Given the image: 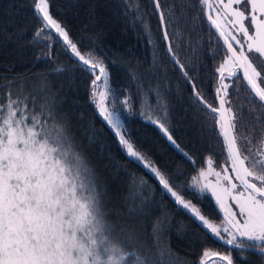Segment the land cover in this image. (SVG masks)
<instances>
[{
	"label": "trees",
	"instance_id": "1",
	"mask_svg": "<svg viewBox=\"0 0 264 264\" xmlns=\"http://www.w3.org/2000/svg\"><path fill=\"white\" fill-rule=\"evenodd\" d=\"M48 3L52 17L66 28L80 49L103 59L110 86L120 93L115 107L127 128L126 138L173 186H180L185 199L219 223L221 217L208 194L201 197L191 187L193 175L208 158L213 159L216 169L227 165L223 140L216 130V115L200 110L202 106L167 54L152 0ZM161 3L166 14L174 13L176 22L168 31L179 66H184L192 86L195 84L216 106V68L226 51L206 21L204 9L199 0ZM41 27L42 18L36 13L34 0H0V104H6L11 94L13 99L26 100L30 113L35 111L46 122L64 128L72 151L90 173L113 237L124 241L130 250L147 253L150 264H200L206 250L227 254L228 247L180 209L142 163L127 156L89 102L94 77L65 50L56 33L51 32L59 41L54 45L47 35L36 37ZM46 45L53 46L50 49ZM257 66L264 74V61L257 58ZM57 67L64 71L57 72ZM125 97L130 109L123 104ZM251 97L241 78L229 89L230 107L238 117L242 115L237 121L240 143L247 142L243 137L251 136V147L256 151L262 148L264 107L259 101L253 103ZM108 106L112 107L110 101ZM165 112V123L176 145L189 154L192 162L172 150L147 118L149 114L164 116ZM231 255L234 264H264L257 253L232 249ZM208 259L218 261L213 256Z\"/></svg>",
	"mask_w": 264,
	"mask_h": 264
},
{
	"label": "snow or ice",
	"instance_id": "2",
	"mask_svg": "<svg viewBox=\"0 0 264 264\" xmlns=\"http://www.w3.org/2000/svg\"><path fill=\"white\" fill-rule=\"evenodd\" d=\"M153 2L168 51L179 63L168 31L176 22L174 13L166 14L161 0ZM199 3L210 28L223 41L226 54L216 68L218 106L207 101L195 84L193 95L202 106L201 111L207 109L209 115L216 114V130L223 140L227 165L217 171L213 159L208 158L207 169L201 168L198 175H193L191 187L201 197L205 193L211 195L223 214L219 223L185 199L180 186H173L132 140L126 138L127 128L115 107L120 102V93L110 86L103 59L92 51L80 49L66 28L50 14L48 0H34L36 13L42 18V27L35 35L38 38L47 35L54 45L59 41L51 32L57 34L65 50L94 77L89 102L115 134L127 156L142 163L176 205L187 210L213 238L229 246L227 254L206 250L203 257L211 255L222 264H234L232 249L258 248L261 249L258 255L264 253V135L262 148L256 151L251 147V136L243 137L247 142L240 143L237 121L242 115H236L229 100V89L242 76L252 94V102L259 101L264 106V74L257 66V58L264 61V0H199ZM53 45L46 46L51 49ZM56 71L64 69L57 67ZM181 71L184 72L182 64ZM184 74L187 77V72ZM236 88L240 90L239 85ZM109 101L112 107L108 106ZM123 104L131 108L127 97ZM165 117L166 112L164 116H147L168 141L176 144ZM0 264H150L147 253L130 250L124 241L113 237L90 173L79 155L72 151L64 128L58 123L46 122L35 111L30 113L27 101L13 99L11 94L6 104H0ZM201 264H205L204 259Z\"/></svg>",
	"mask_w": 264,
	"mask_h": 264
},
{
	"label": "water",
	"instance_id": "3",
	"mask_svg": "<svg viewBox=\"0 0 264 264\" xmlns=\"http://www.w3.org/2000/svg\"><path fill=\"white\" fill-rule=\"evenodd\" d=\"M152 3H153V5H154V8H155V10H156V7H155V4H154V2H153V0H152ZM156 13H157V11H156ZM157 16H158V19H159V14L157 13ZM205 18H206V16H205ZM206 21L208 22V20H207V18H206ZM159 23H160V19H159ZM208 24H209V22H208ZM210 26V25H209ZM160 29H161V34H162V38H163V29L161 28V25H160ZM213 31H214V33L217 35V37H218V39H219V36H218V34L216 33V31H215V29L214 28H211ZM52 32H54V31H52ZM55 33V32H54ZM220 40V42L222 43V45H223V47H224V49H225V51H226V47L224 46V44H223V41L221 40V39H219ZM163 41H164V44H165V49H166V52H167V54L169 55V57H170V59L176 64V66L179 68V70H180V72L182 73V75L184 76V78L186 79V81H187V83H188V85L190 86V89H191V93H192V96H193V98L196 100V98L194 97V95H193V86H192V84H191V82L189 81V79L185 76V74H184V72H182L181 71V67L179 66V64L176 62V60L175 59H173V55L172 54H170L169 53V51H168V43L167 42H165V40H164V38H163ZM241 79H242V81H243V78H242V76H241ZM244 82V81H243ZM244 84L246 85V83L244 82ZM246 87H247V85H246ZM248 88V87H247ZM249 90V89H248ZM250 91V90H249ZM216 106H218V101H216ZM264 107V106H263ZM216 115V114H215ZM159 129V128H158ZM159 132H160V130H159ZM113 133V132H112ZM160 134L162 135V137L164 138V140L166 141V143L170 146V148L172 149V150H174L176 153H178L180 156H182L184 159H186V160H188L189 162H192L191 161V159L188 157V156H185V153L179 148V147H177V145L176 144H172L170 141H168V139H167V137H165L164 135H163V133H161L160 132ZM113 135H114V137H115V134L113 133ZM115 139H116V141L118 142V140H117V138L115 137ZM119 143V142H118ZM132 160L133 161H136V160H134V158H132ZM146 170V169H145ZM148 172V171H147ZM153 176V175H152ZM153 179L155 180V182L159 185V183H158V181L154 178V176H153ZM159 187L162 189V187L159 185ZM163 190V189H162ZM164 191V190H163ZM165 192V191H164ZM168 195V194H167ZM168 197L174 202V200L170 197V195H168ZM175 203V202H174ZM212 204H213V206H214V208H215V210L217 211V213L219 214V216L221 217V219H222V213H220L219 212V209H218V206L215 204V202L214 201H212ZM180 209H182L189 217H190V213H187V210H185V209H183L181 206H179V205H177ZM191 218V217H190ZM193 221H194V218H191ZM194 222H196L199 226H200V224H199V222H197V221H194ZM202 228V227H201ZM203 229V228H202ZM206 232H207V230L206 229H204ZM211 235V234H210ZM217 240V239H216ZM219 243H221L223 246H225V247H228L229 248V246H227V245H225V244H223L221 241H219V240H217Z\"/></svg>",
	"mask_w": 264,
	"mask_h": 264
},
{
	"label": "rangeland",
	"instance_id": "4",
	"mask_svg": "<svg viewBox=\"0 0 264 264\" xmlns=\"http://www.w3.org/2000/svg\"><path fill=\"white\" fill-rule=\"evenodd\" d=\"M246 22H247L246 24L249 23L248 21H246ZM241 38H242V37H241ZM101 90H103V89H101ZM224 167H225V166L223 165V166H222L221 168H219V169H216V168H214V169L217 170V171H222ZM203 169H204V170L207 169V162H206L205 166L203 167ZM200 170H201V169H200ZM200 170H199V171H200ZM199 171H198V172H199ZM229 171H230V169H229ZM198 172H197V175H198ZM210 179L215 180V177H211ZM197 191H198V190H197ZM207 194H208V193H207ZM208 196L210 197V199H211L212 201H214L210 194H208ZM214 202H215V201H214ZM233 208H235L234 205H233ZM209 257H211V255H209ZM209 257L204 258V257L202 256V259L205 260V264H222L221 262H219V261H217V260H211V259H208ZM202 259H201V260H202ZM207 259H208V260H207ZM200 264H201V263H200Z\"/></svg>",
	"mask_w": 264,
	"mask_h": 264
},
{
	"label": "flooded vegetation",
	"instance_id": "5",
	"mask_svg": "<svg viewBox=\"0 0 264 264\" xmlns=\"http://www.w3.org/2000/svg\"><path fill=\"white\" fill-rule=\"evenodd\" d=\"M249 252H251V253H260L261 249L255 248V249L250 250ZM260 255L264 258V253H262Z\"/></svg>",
	"mask_w": 264,
	"mask_h": 264
}]
</instances>
